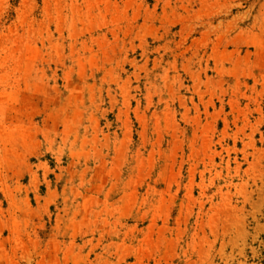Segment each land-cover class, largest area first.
Returning <instances> with one entry per match:
<instances>
[{"label": "rangeland", "instance_id": "obj_1", "mask_svg": "<svg viewBox=\"0 0 264 264\" xmlns=\"http://www.w3.org/2000/svg\"><path fill=\"white\" fill-rule=\"evenodd\" d=\"M0 264H264V0H0Z\"/></svg>", "mask_w": 264, "mask_h": 264}]
</instances>
